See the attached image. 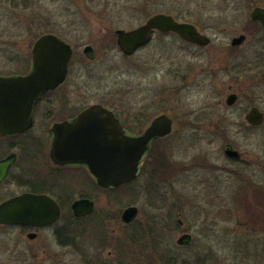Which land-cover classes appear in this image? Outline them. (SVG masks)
Wrapping results in <instances>:
<instances>
[{
  "label": "rangeland",
  "instance_id": "obj_1",
  "mask_svg": "<svg viewBox=\"0 0 264 264\" xmlns=\"http://www.w3.org/2000/svg\"><path fill=\"white\" fill-rule=\"evenodd\" d=\"M257 2L264 4V0H212L210 7L214 15H220L217 10H225L223 14L228 15L227 20L232 14L236 15L239 22L243 21V27H247L250 12ZM137 3L122 13V8L114 9L112 0H0V70L11 69L10 64L19 61H29L35 38L43 32L54 31L79 50L75 58V75L63 91H73L74 87L81 86L74 104L88 105L102 101L135 112L136 117L141 116L139 112L144 113V107L150 113L149 118L160 104L156 100L161 83L159 38L128 56L117 47L116 37L111 35L118 27L131 29L145 20ZM249 29L251 37L244 49L257 55L249 56V59L254 58L250 64L255 71L250 72V78H245L244 87L264 104V76L256 71L258 68L263 70L264 63L260 62L258 66L255 60L258 55L264 57V31L258 32L253 26ZM87 44L98 48L93 61L82 54ZM212 52L214 54L213 49ZM250 64L247 63V66L250 67ZM162 83L169 85V91L163 92V107L177 108L180 126L154 152L151 161L154 170L150 172L152 168H149L131 189L115 191L114 196L102 190L96 192L98 208H113L112 212L117 215L115 224H119V214L130 203L140 209V226H143L142 233L147 234L144 239L127 238L125 234H136L131 229L128 233L122 228L123 233H120L121 228L116 226V232L110 231L111 234H123L121 238L127 245L124 247L131 255V258H123L124 264H168L170 254L181 258L179 264H196L200 260L208 264H264V192L260 190H264V126L251 130L229 128L226 134L215 128H198L194 124L195 111L211 110L214 116L218 115L220 107L224 111L221 104V96L226 91L222 86L224 82H180L174 91L168 78ZM132 117L134 119L133 114ZM215 117L218 120L219 116ZM135 124L139 125V122ZM224 139L240 149L245 159L258 161L255 169L260 191L242 189L241 180L232 171L239 169L238 164L225 157ZM168 160H175L179 165L193 161L196 164L177 173L166 167ZM207 161L216 168H205ZM224 164L227 168L223 167L222 171L219 166ZM73 176L78 179L77 175ZM77 194L75 190L68 191L67 205ZM69 210L71 212L70 206ZM72 216L69 213V219ZM73 222L67 221L68 226L74 229L81 227ZM184 232L190 233L192 238L189 243L180 244L178 238ZM156 235L161 236L160 242L153 246ZM12 239L7 241L8 250L0 247L1 261L6 264H38L29 257L12 258L11 250L15 245ZM117 243L120 244L119 240ZM84 250L88 255L78 251L76 244L69 245L62 261L56 260L57 263L53 264H95L97 258L103 264H120L119 250L110 245L97 248L94 242L90 249L85 247Z\"/></svg>",
  "mask_w": 264,
  "mask_h": 264
},
{
  "label": "flooded vegetation",
  "instance_id": "obj_2",
  "mask_svg": "<svg viewBox=\"0 0 264 264\" xmlns=\"http://www.w3.org/2000/svg\"><path fill=\"white\" fill-rule=\"evenodd\" d=\"M222 1L228 2L229 0ZM135 2H138L137 6L141 9L140 11L143 16H145V20L131 29H126L123 26L118 27L114 30V33L111 34L112 36L114 35L115 37L118 29L131 31L147 23L150 18L161 15L166 18V25L169 24V21H175L180 24L186 32L190 33L196 30L203 36L201 37L202 39L209 38V42L201 44L192 41L176 30L153 29L149 42L138 49L140 50L150 45L156 37L159 38L158 48L161 49V53L159 54L158 61L161 65V83H159L158 86L159 95L156 100H158L160 104L156 112L148 118L147 116L150 113H148L144 107V113L141 111L139 112L141 116L136 117L135 112L122 110L102 101L88 105L74 104L73 101L77 94L80 93L81 86L74 87L73 91H63L75 75V58L79 54V50L71 41L54 31L43 32L35 38L36 40L45 33H54L71 44L73 54L65 81L56 89L48 91L34 104L31 114L33 120L32 126L15 131L16 124L14 117H3L0 108V208L11 200L31 195L39 197L40 202L44 201L45 206L47 204L50 208L54 206L53 204L55 203V207L58 206L59 208V218L50 223H43L39 220H20L14 223H5L0 220V247L3 250H8L7 241H10L13 237L12 241L15 245L12 246L11 250L12 258L29 257L38 262V264H53L57 263L56 260L59 262L62 261L67 253L69 245L73 246L76 244L78 251H81L82 254L86 256L88 253L84 248L87 247L90 249L95 242L97 248H99V246L110 245V247L118 249L121 259L120 264H124L123 258H131V255L126 252L127 245L125 244V240L121 238L123 234H111L110 231L116 232V226H118L121 229H127L126 231L128 233H130L128 229L135 231V235L125 234L127 238L133 236L138 240H142L147 236L146 233H142L144 231H142L143 229L141 228L143 226H140L142 220L139 219L140 209L138 206L135 218L129 221H125L122 218L125 208L136 204L130 203L124 207L119 214V224H115L117 215L112 212L113 208H98L96 203V192L97 190H102V192L114 196L116 188L100 187L86 164L66 163L62 161L64 157H61V161L59 162L52 156L54 140L56 138L54 127L60 125L59 130H61L64 128L63 123L73 122L90 106L101 104L110 110L114 116L118 118L126 134L129 136L141 134L151 123L153 118L160 114H168L173 119L172 132L167 136L152 140L149 152L143 158L137 178L127 183L125 189H131L132 185L136 183L145 172L149 171V168H152L150 172L154 170L151 162L154 157V152H156L159 145L168 141L180 126L176 115L177 108L173 107V109H170L168 107L165 109L163 107L165 106L163 92L165 90L169 91L167 89V86L169 88L168 83L165 85L162 83L166 78L169 79L170 83L172 82V91L179 87L178 83L180 82L187 83L198 80H221L224 82L222 86H225L226 91L225 95L221 96V104L223 105L224 111L222 112L220 107L218 115H215L219 116L218 120L214 116L215 113L211 110L207 111L204 109L202 112H200L201 110L198 112L195 111L194 124L198 128H215V130H221L222 134H226L229 128L251 130L264 126V104L260 103L257 95L253 92L246 91L244 87V84H246L245 78H250V72L255 71V67L251 66L252 63L250 64V62H253L254 58L249 59V56L254 57L257 55L252 52L249 54V49H244L249 44L248 40L251 37L249 26L255 27V30L258 32L264 31L261 21L253 20L250 12L248 26L243 27V21L239 22L237 16L234 14L227 20L228 15L223 14L225 10H217L220 15H214V11H212L210 7L212 0H112L114 9L117 10V8H122V13H126L128 10L132 9V4ZM257 5L264 6V4L257 2L252 8ZM240 36H244V39L241 42L235 43V38ZM35 40L31 44L29 61H26V63L19 61L10 64L12 68L0 70V76L18 77L20 75H27L31 72L33 68L32 48ZM223 40L226 41L223 42ZM87 46L92 47L88 52L86 51ZM213 46H215V48H212ZM212 49L214 50V54H212ZM89 53L92 54V56H90ZM82 54H84L88 60L93 61L98 54V48L94 44H87L83 48ZM255 60L258 66H260V62L264 63V57H259V55ZM246 62L250 64V67L247 66ZM256 71L261 76H264V69L260 70L258 68ZM170 94L173 96L174 92H170ZM231 95H234L235 99L233 103L229 104L228 98ZM254 107H257L263 113V121L260 124H253L247 118L249 112ZM231 114L232 116L229 117ZM108 118H110V116L107 114H103L99 117L101 122ZM132 121L135 122L132 123ZM137 121L139 125L135 124ZM61 134L66 135L67 131L63 130ZM224 141L223 150L226 159H229V161L239 166V169H232V171L235 174L237 173V176L241 180L243 185H241L242 189H253L257 191L261 188L259 187V176L255 169L258 161L256 159H245L244 153L240 149L235 147L229 140L224 139ZM229 147L236 149L239 154L235 157L229 156L227 154V148ZM159 151H162V148L159 147ZM166 162V167L177 173L180 169L188 166H195L196 164L195 161L191 162V164L188 163L183 165L177 164L175 160H168ZM204 167L216 168V165H212L207 161ZM219 167V169L223 171V167L227 168V165L224 164ZM71 174L77 175L78 179H74V176ZM262 187L264 188V185ZM69 188L75 190L76 193L78 192L75 199H92L95 202L93 210L84 216H72L71 219H69V213L72 214L73 212L71 208L72 203L75 200L74 199L71 203L69 201L67 205L66 198L68 196V191H70ZM260 190L264 192L263 189ZM131 195H133V193H131ZM133 200H135V198ZM64 219L65 223H62ZM67 221H70V223L74 221L72 224L80 225L82 228L79 226L75 229L71 228V225L68 226L69 224ZM139 221H141V223L138 225ZM112 223H114V225ZM121 229L120 233H123V229L122 231ZM160 238L161 236H155L153 246H155L157 242H160ZM117 240H119L121 245L117 243ZM90 241H92V243L88 244L87 242ZM148 246L151 247V244H148ZM151 253L154 252L151 251ZM38 258L39 260L42 258V260L39 261ZM204 262L206 263V261ZM6 263L7 262L0 260V264ZM95 264L103 263H100V258H97ZM104 264L109 263L104 262ZM196 264H199V262Z\"/></svg>",
  "mask_w": 264,
  "mask_h": 264
},
{
  "label": "water",
  "instance_id": "obj_3",
  "mask_svg": "<svg viewBox=\"0 0 264 264\" xmlns=\"http://www.w3.org/2000/svg\"><path fill=\"white\" fill-rule=\"evenodd\" d=\"M251 17L260 20L264 26V6H256ZM165 17L156 15L144 25L126 31L119 29L117 43L125 54L134 53L138 47L145 45L151 39L153 29L176 30L192 41L205 44L209 38L202 39L195 29L186 32L177 22L165 24ZM244 36L235 38V43L241 42ZM87 46L86 51H90ZM73 54L70 43L55 34H44L34 44L32 49L33 68L27 75L16 77L0 76V108L3 117H14L16 129L23 130L32 124V109L37 100L49 90L56 89L66 79L68 66ZM90 56L92 54L89 53ZM234 95L228 98L233 103ZM107 114L110 118L101 122L99 117ZM253 124L263 121V113L254 107L247 116ZM19 124V125H18ZM60 130V125L54 127L58 132L52 155L55 160L65 154L67 163L87 164L98 183L104 187H118L130 182L138 175L144 156L149 152L153 139L167 136L173 130V119L168 114H160L153 118L145 130L138 135L126 134L122 124L109 110L101 105H93L82 112L78 119L66 122ZM66 130L67 134H61ZM227 154L235 157L239 152L227 148ZM54 205V204H53ZM94 208V202L87 198L73 203L75 215H84ZM136 206L124 210L122 218L129 221L137 215ZM59 218V208H51L36 196H22L5 203L0 208V220L14 223L20 220H39L50 223ZM189 234L182 235L179 243L188 241Z\"/></svg>",
  "mask_w": 264,
  "mask_h": 264
},
{
  "label": "trees",
  "instance_id": "obj_4",
  "mask_svg": "<svg viewBox=\"0 0 264 264\" xmlns=\"http://www.w3.org/2000/svg\"><path fill=\"white\" fill-rule=\"evenodd\" d=\"M172 221L175 222L174 220H172ZM173 226H175V224ZM164 253H165V251H164ZM158 260H159V258H158ZM180 262H182L180 257L174 256L171 254H170V256L167 257V263L168 264H179ZM202 264H207V263L203 262Z\"/></svg>",
  "mask_w": 264,
  "mask_h": 264
}]
</instances>
